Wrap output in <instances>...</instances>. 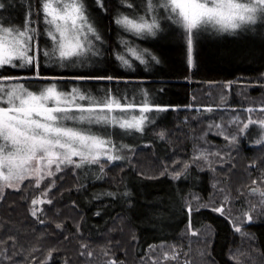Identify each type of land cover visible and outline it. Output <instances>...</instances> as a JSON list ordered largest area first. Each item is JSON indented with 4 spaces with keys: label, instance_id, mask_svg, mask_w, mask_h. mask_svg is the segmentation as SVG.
Here are the masks:
<instances>
[{
    "label": "trees",
    "instance_id": "1",
    "mask_svg": "<svg viewBox=\"0 0 264 264\" xmlns=\"http://www.w3.org/2000/svg\"><path fill=\"white\" fill-rule=\"evenodd\" d=\"M40 2L29 0L26 21L36 29L41 49L50 50L51 42L44 34L46 26L42 21ZM85 3L101 35V41L95 42L101 55L90 58L87 65L68 67H59L41 56L39 77H62L56 82L60 90L70 92L73 87H79L97 98L110 88L114 92L118 90V95L126 97L128 102L139 104L147 94L151 104L167 110L148 114L151 122L146 123L140 134L138 140L141 142H134L124 160L111 164L104 161V174L97 166L91 172L92 178H87L83 168L63 166V172L55 176L54 182L49 180L40 187L45 190L53 184L48 191L52 202L43 204L36 216L31 213V200L42 190L34 186L33 181L25 182L19 191L8 192L0 202V264H102L108 260L102 258V251L112 255L118 263H127L126 251L119 241L107 248L99 246L102 236L120 220L132 233L133 264L142 262L152 247L182 242L180 237L189 229L190 223L192 230L198 233L204 229L210 231L206 255L201 256L198 264H264V213L252 215L253 221L243 227V233L250 238L243 239L240 233L235 232L229 217L212 211V208L188 212L186 198L195 193L206 200L212 192V177L207 170L184 167L189 162L191 145L188 144V136H182L187 133L184 127L207 124L212 116L220 118L221 107L245 108L241 100L239 103L211 104L209 101H213V95L204 99L203 92L212 83L244 81L264 74V35L257 42L254 36L241 39L246 45L236 39L213 37L194 41V67L189 69L186 44L178 34L162 35L151 41L136 39L114 22L119 14L129 13L122 6V0H104L103 9L96 5L95 0H85ZM122 40L139 49H147L159 63L146 57L147 64L134 61L132 68L122 67L113 54L123 50ZM80 75L121 79H71ZM0 76L23 77L22 83L35 91L46 83L37 78L31 67L5 66L0 68ZM210 89L212 92L215 90L212 86ZM259 93L262 91L251 92L252 95ZM197 95L202 99L196 98ZM199 105L213 106L217 110L212 112L202 108L196 112L194 107ZM221 128L224 130V125ZM160 131L166 132V139L162 140L158 135ZM182 137H185L183 142ZM243 138L245 141L241 140L239 147L248 154L254 146L247 147L244 143H257ZM207 140L221 142L213 134H208ZM182 143L184 148H181ZM134 151L144 152L154 162L153 166L158 167L154 176L143 175L137 170L135 157L140 156L134 155L130 159ZM176 160H183V163L169 169ZM165 164L167 169L162 167ZM250 169L252 175L261 172L257 166ZM113 170L117 171L116 179L113 178L116 174L110 173ZM176 170L182 173L179 179L174 178ZM57 224L62 227L57 228ZM81 243H86V247L82 248ZM238 250L241 251L240 257L235 258L234 253ZM191 260L192 256H189L184 260L185 264H193Z\"/></svg>",
    "mask_w": 264,
    "mask_h": 264
},
{
    "label": "snow or ice",
    "instance_id": "2",
    "mask_svg": "<svg viewBox=\"0 0 264 264\" xmlns=\"http://www.w3.org/2000/svg\"><path fill=\"white\" fill-rule=\"evenodd\" d=\"M95 3L101 9L105 7L104 0H95ZM123 3L133 11L119 14L114 20L115 24L125 32L141 38L156 36L161 28L159 10L163 9V18L183 32L189 68L194 67V40L198 31L213 28L219 32L232 33L245 26L255 25L258 20H264V0H144L142 13L135 11L136 6L129 0H123ZM3 7V3H0V8ZM40 11L47 26L44 34L51 41L50 50L41 49L36 29L29 23L15 27L0 22V68L31 67L36 71L37 78L56 81L62 77H39L41 56L59 67H68L82 66L89 63L91 57L101 55L95 43L101 41V35L88 13L85 0H42ZM121 44L123 50L113 54L122 67L132 68L134 61L147 64L146 57L159 63L157 57L147 49H139L127 40H122ZM22 79L25 78L0 76V180L5 182L4 187L17 190L18 184L27 178L26 173L33 174L39 185L45 175L54 176L63 170L62 166L74 165L79 168L84 164L99 165L103 171L102 158L108 162L124 158L114 153L116 145L107 132V126L143 132L146 123L151 122L149 113L167 110L151 104L147 94L141 103L136 104L128 102L126 97L118 95V90L114 92L110 88L102 97L97 98L88 91H81L79 87L64 92L55 82L38 92L29 90L23 83H7ZM71 79L119 81L121 78L80 75ZM78 101L87 103L81 104ZM246 111L253 112L255 109ZM260 111L264 112V108ZM93 124L105 126L104 133L94 132L90 127ZM251 125L260 128L256 143L264 144V119L253 120L248 117L240 131L247 130ZM225 139L229 137L225 136ZM235 139L232 137L230 142ZM74 157L79 158V163L74 161ZM200 158H205L204 153L196 157ZM181 174L176 172L174 178L179 179ZM253 184H257V181H253ZM250 192L264 198V189L260 187H252ZM43 202L32 200L33 205ZM51 202L47 201L49 204ZM256 207L252 205L249 211H255ZM260 207L264 213V199H261ZM187 210L191 213L192 206L189 205ZM212 211L224 215V205L213 207ZM32 214L36 215L35 209ZM245 215L251 222L252 216L248 213ZM56 227L62 226L57 224ZM234 230L247 235L242 233L240 226H235ZM189 231L197 235L191 223ZM164 259H176L175 249L172 255L165 253ZM109 264L118 262L113 260Z\"/></svg>",
    "mask_w": 264,
    "mask_h": 264
},
{
    "label": "rangeland",
    "instance_id": "3",
    "mask_svg": "<svg viewBox=\"0 0 264 264\" xmlns=\"http://www.w3.org/2000/svg\"><path fill=\"white\" fill-rule=\"evenodd\" d=\"M129 2L133 3L136 6L135 11L141 13L143 12L144 0H129ZM0 3H3L4 5L3 8H0V22H6L7 25L15 26V27H18L19 25H22L27 22L26 21L27 20L26 17L28 15L27 11L30 8L29 0H0ZM41 3L42 0L40 2V5ZM122 6L128 9L123 3V0H122ZM128 11L131 12L133 10L128 9ZM159 15L161 17L160 19L161 28L157 32L156 36H145L143 38L134 36V38L151 41L153 39H157L161 37L162 35L168 37L170 36V34L171 35L178 34L180 39L182 41H185L182 30L174 26L169 20L163 18L165 16L163 9L159 10ZM42 19H43V15H42ZM44 26L46 25L44 24ZM262 34L264 35V20H258L255 25L245 26L232 33L219 32L213 28H207L198 31L196 33V37L194 41L200 42L205 37H213L214 39H236L242 41L241 39H246L248 36H252V37L254 36L253 38L257 42V40L263 39ZM242 43L246 45L245 42L242 41ZM186 63H187V55H186ZM58 80H62V79H58ZM58 80L51 81L48 79H43V81H46V83L41 86L42 87L41 89H43L52 82L56 83ZM69 80L71 79L69 78ZM7 83L8 84L22 83V80H14V81H9ZM229 84L230 87H227V85ZM207 86H209V88L208 90L206 89L204 90L203 92L204 96L202 97L204 99H210V97L213 95V101H209V103L212 104V102L214 103L219 102L223 104L226 101L239 103L241 100L242 102L245 103L246 106L243 109L221 107L222 115L220 118H215L214 116H212L211 119H209V121L207 122V124H199L195 128L184 127L187 133L183 134L182 136H188V144L191 145L189 149L190 151L189 162L187 163V165L194 166L200 170H207L212 177L211 195L206 200H202L198 194L191 193L185 200V206L188 209V206L191 205L193 210H196L197 208L198 209L213 208L224 205L225 208L224 215L229 217V219L232 222L233 228L235 226H240L243 233L244 231L243 227L246 224H249L253 221L252 220L251 222H249L245 214L248 213L252 216L253 214L262 212L260 207V201L261 199L264 198L260 197L258 193L253 195L250 192V188L260 187L264 189V183H261L262 181H264V144L252 145V144L244 143L245 145H247V147L254 146V149L249 151L248 154L246 152H242L240 149L241 147H239L240 141L241 140L245 141L243 140L244 139L243 137H246L247 141L251 139V140H255L256 142V140L259 138L260 128L256 125H251L247 130L243 132L240 131V128H242L243 123L247 122L248 117H251L253 120L264 119V112L260 111L261 108H264V74L254 79L232 82V83H212V85L209 84ZM211 86L215 88L214 92H212L213 90L211 91L210 89ZM259 90H261L262 93H259L258 95L251 94L252 91L259 92ZM31 91H35V90L33 89ZM36 91L38 92V90ZM200 96L201 95L199 96L197 95L196 98L198 97L201 98ZM78 102L84 104L80 101ZM199 106L200 107H194L196 112H199L202 108L205 109L211 108L212 112L213 110H217V108L213 106H208V107H203L201 105ZM250 108L255 109V111L253 112L246 111L247 109ZM133 114H137V113H133ZM233 121L236 122L233 123ZM67 123L71 124L72 122H67ZM216 125H221V126L224 125V130L221 127L220 128L216 127ZM87 126L88 125H82V127H87ZM90 127L94 132H100L101 134H103L105 131V126L93 124ZM107 132L110 134L113 143L116 145V148L113 149L114 153L121 155L124 158L126 157L127 154L126 152H128L127 150L132 148L134 142L136 141L141 142L138 139L140 138V134H142V132H137L135 130L125 131L119 129L118 127H111V126H107ZM161 133H163V137H161ZM208 134H213L214 136L215 135L218 136L221 139V142L216 143L207 140ZM158 135L162 138V140L166 139L165 131H160ZM225 136L229 137V139H225ZM232 137H236L234 142H230ZM182 138L183 139L181 142L185 141V137ZM261 146L263 147L261 148ZM181 148H184L183 143L181 145ZM181 153L183 154V152ZM201 153H204L205 158L196 159V157H199ZM217 153L218 155H216ZM134 155L135 156L139 155L140 157L138 156L135 157ZM134 157H135L137 170L140 173L146 176H154L156 174L155 170H157L158 167L153 166L154 162L148 156H146L144 152L134 151L130 155V159ZM124 158L121 160H124ZM73 159L76 163H79L78 157H74ZM104 161L106 162V160L102 158L101 164H103ZM177 161L178 160L173 162L169 167V169L183 163V160H180L178 162ZM108 164H111V162H108ZM97 166L99 165L84 164L81 168H83V170L87 172L86 174L87 178H92L91 172L93 168H96ZM255 166H257L261 170V172L258 173L257 175H252L251 173H249L251 172L250 168H253ZM162 167L164 169L168 168L166 164ZM75 169H77V167H75ZM105 170H106V166L104 165L103 171L101 172L104 174ZM162 171L163 170H161V172ZM61 172L63 171L55 173V175L52 177H48L45 175L44 179L40 181L39 185L36 184L35 177L33 174L26 173L25 175L27 178L23 182L18 184V188L20 190L25 182L33 181V185L39 188L40 190H42L40 187H42L43 183L47 181L50 182L51 180L52 182H54L55 176L61 174ZM113 172L116 174L117 171L113 170L110 173L113 174ZM157 172L159 173V170ZM168 172L170 173V171ZM176 172H179V170H176L173 173ZM116 177L117 174L113 176L114 179H116ZM253 181H257V184H253ZM4 183H5L4 181L0 180V202L8 192L19 191L16 188L4 187ZM52 185L53 184H51L45 190L38 192V194L33 198L45 202L33 205L32 204L33 199L31 200V213L33 209H35L37 215V213L41 211L42 205L47 203L48 200H51L48 191H50L53 188ZM42 193H46V195H42ZM252 205H256L257 207L255 211L250 212L249 210ZM240 235L242 234L240 233ZM242 236L243 239L250 238L248 234ZM209 238H210L209 229H204L203 232L201 233L197 232V235L195 236L191 234V231H189V229H187L180 237L182 242L180 241L177 244L160 245L157 247H152L149 250L147 257L142 259V262H140L139 264H185L184 260L185 259L187 260L189 256H192L191 263L198 264L199 260L201 259V256L203 254L206 255L205 247L209 241ZM117 241H119L120 242L119 245H121L125 249L124 250L126 251L125 261H127V263L120 262L118 264H133L131 258L132 247L130 244L132 241V233L131 230L125 224H123L121 220L117 224H115L112 229L107 231V233L102 236V240L99 242V246L102 245L103 247L107 248V246H109L111 243L113 242L116 243ZM81 244H82V248H85L84 246L86 245V243H81ZM173 248L175 249L176 259L165 260L164 254L167 253L169 255H172ZM239 253H241L240 250L236 251L234 253V257L239 258L240 257L238 255ZM101 254L103 259H108L102 264H109L110 261H113L114 257L112 255H109L107 252L102 251Z\"/></svg>",
    "mask_w": 264,
    "mask_h": 264
}]
</instances>
